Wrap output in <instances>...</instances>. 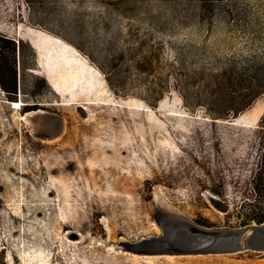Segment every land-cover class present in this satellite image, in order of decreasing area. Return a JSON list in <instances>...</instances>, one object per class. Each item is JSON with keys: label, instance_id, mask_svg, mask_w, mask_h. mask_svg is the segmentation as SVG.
I'll return each mask as SVG.
<instances>
[{"label": "rangeland", "instance_id": "1", "mask_svg": "<svg viewBox=\"0 0 264 264\" xmlns=\"http://www.w3.org/2000/svg\"><path fill=\"white\" fill-rule=\"evenodd\" d=\"M233 1L247 22L224 15ZM207 2L220 15L199 16L203 0H0V52L17 72L16 93L0 84L6 264H264L170 254L159 240L174 220L157 191L203 227L264 217L253 186L264 112L252 129L214 122L199 99L227 60L264 52L237 32L264 17V0Z\"/></svg>", "mask_w": 264, "mask_h": 264}, {"label": "trees", "instance_id": "2", "mask_svg": "<svg viewBox=\"0 0 264 264\" xmlns=\"http://www.w3.org/2000/svg\"><path fill=\"white\" fill-rule=\"evenodd\" d=\"M209 4L207 0H203V4L198 9L199 16L215 17L220 15L218 9L216 10L213 5ZM224 15L236 17L246 22L250 19L249 8L236 1H233L232 6L224 10ZM237 26V32L248 36L250 41L264 42V17L260 16L253 24L248 22L245 25L238 24ZM16 51L17 48H14L13 53L15 54ZM236 59L227 60L220 72L210 76V83L204 92L201 91L203 96L199 98L200 106L205 108L207 115L213 120L227 121L238 118L233 123L234 125L256 128L264 112V108L261 109L255 105L264 96V52L262 55H250L249 58L243 59L242 63ZM16 82V70H11L9 59L0 52V84L7 92L16 93ZM11 83H14L12 90L10 88ZM261 124L264 125V116ZM253 186L257 195L262 196L264 194V151ZM258 221L260 224L264 223V217H259ZM0 264H6L3 251H0Z\"/></svg>", "mask_w": 264, "mask_h": 264}, {"label": "water", "instance_id": "3", "mask_svg": "<svg viewBox=\"0 0 264 264\" xmlns=\"http://www.w3.org/2000/svg\"><path fill=\"white\" fill-rule=\"evenodd\" d=\"M213 121L220 122V120ZM213 202L224 212L229 210L224 202L216 200ZM157 208L162 209L161 211L174 220L173 227L164 228V236L159 239L166 241L172 247L170 254L228 255L254 252L264 258V223L240 228H208L159 203Z\"/></svg>", "mask_w": 264, "mask_h": 264}, {"label": "bare ground", "instance_id": "4", "mask_svg": "<svg viewBox=\"0 0 264 264\" xmlns=\"http://www.w3.org/2000/svg\"><path fill=\"white\" fill-rule=\"evenodd\" d=\"M36 114V112H31V113H27L24 117H23V120L25 121V122H28L29 123V119L33 116V115H35ZM55 118V117H54ZM38 121V120H37ZM52 122V121H51ZM54 123V122H53ZM35 126H38L37 124L35 125ZM55 128V127H54ZM57 128V127H56ZM32 129V128H31ZM37 129H38V127H37ZM51 130V129H50ZM54 131H56V130H54ZM61 132V131H60ZM57 134V133H56ZM59 134H61V133H59ZM52 136V135H51ZM55 136V135H54ZM59 136V135H58ZM34 137V136H33ZM56 137V136H55ZM40 138H41V136H40ZM39 139V138H38ZM42 139V138H41ZM42 140H45L44 138L42 139ZM156 189H157V187H156ZM156 191V190H155ZM210 192V191H209ZM156 196V200L158 201V203L160 204V205H162L163 207H167L168 206V204H167V206H165V201H162V198L159 196V194H158V191L156 192V194H155ZM208 199H209V201H210V203L215 207V208H217V209H219L218 207H216L215 206V204H214V202H213V200H216L217 202L218 201H221L218 197H216V196H209L208 195ZM213 199V200H212ZM171 205V204H170ZM174 206V205H173ZM174 207H176V206H174ZM169 208H171L170 206H169ZM172 209V208H171ZM175 209V208H174ZM170 210V209H169ZM178 210V209H177ZM176 210V211H177ZM224 213H226V212H224ZM102 240V239H101ZM101 240H100V242H101ZM99 242V241H98ZM104 242V241H103ZM97 243V242H96Z\"/></svg>", "mask_w": 264, "mask_h": 264}]
</instances>
